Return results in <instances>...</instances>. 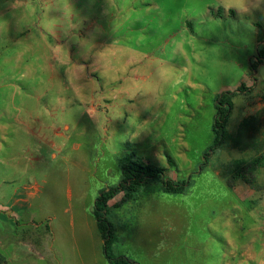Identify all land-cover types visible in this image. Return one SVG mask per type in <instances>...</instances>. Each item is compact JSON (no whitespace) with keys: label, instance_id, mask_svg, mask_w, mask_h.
I'll return each instance as SVG.
<instances>
[{"label":"rangeland","instance_id":"obj_1","mask_svg":"<svg viewBox=\"0 0 264 264\" xmlns=\"http://www.w3.org/2000/svg\"><path fill=\"white\" fill-rule=\"evenodd\" d=\"M143 1L0 0L6 264H110L107 252L136 264H264V199L240 201L223 179L238 156L210 150L215 95L253 84L264 0H244V11L227 0L234 12L215 0H162L159 10ZM222 56L250 73L234 66L221 76ZM236 119L235 110L227 130ZM150 154L189 187L168 194L150 181L130 199L118 194L106 247L95 218L101 192L122 183L123 159L149 164Z\"/></svg>","mask_w":264,"mask_h":264},{"label":"crops","instance_id":"obj_2","mask_svg":"<svg viewBox=\"0 0 264 264\" xmlns=\"http://www.w3.org/2000/svg\"><path fill=\"white\" fill-rule=\"evenodd\" d=\"M191 1V0H189ZM218 1V7H221L219 9L224 8L226 11L231 10L233 11V7L227 4V0H215V2ZM224 1H226L224 3ZM202 3L203 0H200ZM143 8L150 10H159L161 6L165 5V3L162 0H144L143 3ZM251 6L250 3H248L247 6L242 8V11H244L247 7ZM236 11V10H235ZM256 11V9H255ZM262 12H264V9H261ZM234 12V11H233ZM215 16L214 14H211ZM218 19H221L220 17H217ZM236 18V17H235ZM216 20V19H215ZM193 21V20H189ZM257 21V20H256ZM264 23V15L261 14L260 20ZM191 26V24H189ZM253 45H255V48L257 49V56L259 50L264 48V42H260V40H257L256 37ZM249 48V46H247ZM162 52L165 54V49L162 50ZM152 57V55H150ZM209 56V55H207ZM205 57L206 55H201L200 58L197 56V65L200 67H205ZM218 60L217 64V69L219 70V74L221 76L225 75H230L232 72L233 67L237 68L239 71L244 69V75H247L250 72L245 71V65L241 63L238 59L234 58H227V57H216ZM212 59H215L212 56ZM251 68L252 64L256 62V58H250L249 60ZM264 66V63L259 66L258 72H253V75H251V80L253 81V84H250L248 86L244 85L246 87V91L243 93H237L233 99V110H232V115L231 118L233 117V114H235V110L237 113V119L233 122V125L228 132L233 135V137H236L238 134V130L240 125L246 121L250 120L251 118H258V126L255 129L250 130L248 133L245 135V141L247 143H243L242 146L240 145H226L223 147L222 150L223 152L231 150V152L235 155L238 156L237 158H233V172L235 175L239 170L242 168L248 166L251 169V172L253 174V180L250 184H247L246 182L239 180L233 182L231 185L232 188L236 187L237 189V196L240 199H264V78L261 77L260 73L262 70V67ZM189 68H193V65L189 63L188 65ZM185 68H187L185 66ZM189 70V69H188ZM253 76H255L256 81H254ZM245 77V76H244ZM244 81V80H243ZM242 85L237 84V85H222L219 94H216L215 97L216 99L219 97L218 95L223 94V93H228V92H236ZM241 99H243L244 103H242ZM241 102V104H240ZM234 112V113H233ZM231 118L229 122L231 121ZM237 129V131H236ZM251 140L256 143L257 149H251ZM246 145L248 147L246 148ZM245 146V147H244ZM156 155L150 154L147 158L148 163H156L158 160L155 161ZM242 157V158H241ZM232 178V177H231ZM230 179L223 178L226 183L230 184ZM236 191V190H235ZM0 264H6V260L0 256Z\"/></svg>","mask_w":264,"mask_h":264},{"label":"trees","instance_id":"obj_3","mask_svg":"<svg viewBox=\"0 0 264 264\" xmlns=\"http://www.w3.org/2000/svg\"><path fill=\"white\" fill-rule=\"evenodd\" d=\"M264 63V48L259 50L256 62L252 64L253 72H257L260 65ZM254 81H256L255 76H253ZM246 91V87L242 85L236 92H228L222 94L218 98L217 104V114L214 124V133L216 135L214 145L210 148L212 152L221 149L226 145H240L247 143L245 141L246 126L249 123H257L250 130L255 129L258 124V118L254 117L250 120L244 121L238 130L236 137H233L228 130L227 124L231 118L233 110L232 99L237 93H243ZM249 130V131H250ZM246 132V133H245ZM251 149H257L256 143L251 140ZM245 147V146H244ZM248 145H246V148ZM122 174L123 181L119 187L109 189L107 192H101L100 198L96 203L95 218L97 220L98 228L103 234V238L106 239L105 246L107 247L115 234V228L107 220V212H109L108 204L121 192L126 193L127 198H132L134 194L138 193L143 187L149 184L150 181L161 182L164 187V192L168 194H183L187 187H189L188 182H174L166 178V170L161 169L157 166L151 164H143L140 160H130L129 158L122 160ZM253 174L250 167L246 166L239 170L235 175L232 176L230 180V185L235 181L242 180L247 184H250L253 180ZM106 258L110 264H136L129 259L124 257H112L109 253H106Z\"/></svg>","mask_w":264,"mask_h":264},{"label":"clouds","instance_id":"obj_4","mask_svg":"<svg viewBox=\"0 0 264 264\" xmlns=\"http://www.w3.org/2000/svg\"><path fill=\"white\" fill-rule=\"evenodd\" d=\"M234 2H235V4H237L241 7H243V5H244V0H234Z\"/></svg>","mask_w":264,"mask_h":264}]
</instances>
